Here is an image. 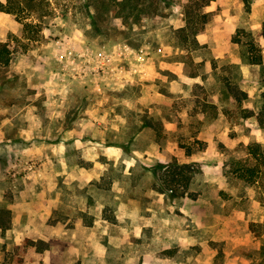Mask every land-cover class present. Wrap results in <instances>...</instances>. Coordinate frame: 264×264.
I'll return each mask as SVG.
<instances>
[{"label":"rangeland","instance_id":"374dc122","mask_svg":"<svg viewBox=\"0 0 264 264\" xmlns=\"http://www.w3.org/2000/svg\"><path fill=\"white\" fill-rule=\"evenodd\" d=\"M14 1L17 15L0 11V41L13 49L0 66V214L9 224L0 227V264H264V187L231 171L249 143L264 144L262 71L228 59L233 46L249 53L252 39L264 62V0L249 12L242 0L203 8L211 18L202 38L219 57L207 47L191 60L170 43L190 0H153L162 12L134 28L112 17L114 3L96 0L102 29L92 36L85 0ZM137 55L156 61L162 78L200 72L203 56V83L156 101L152 83H166L130 73ZM227 82L247 97L237 101ZM192 155L196 198L153 188L152 165Z\"/></svg>","mask_w":264,"mask_h":264},{"label":"trees","instance_id":"16d2710c","mask_svg":"<svg viewBox=\"0 0 264 264\" xmlns=\"http://www.w3.org/2000/svg\"><path fill=\"white\" fill-rule=\"evenodd\" d=\"M102 3L106 5L114 3L116 5V10L112 17L118 16L121 18L124 25L129 26V28H134L135 23L143 16H157L162 12V7L160 4L154 3L153 0H101ZM212 0H190L186 5H184V24L178 27H172L170 31L173 33L174 39L170 41L173 47H178L181 50H186L185 58L190 57L192 59L193 52L196 50H202L206 48L205 44H200L197 39V35L202 32L210 20L209 12L203 10V8L208 5ZM244 3L245 11H250L251 0H242ZM14 0H6V2L0 1V11L7 13H13L17 15V10L14 7ZM96 3V0H85V9L89 14V28L86 30V34L92 36L97 31L100 32L99 19L95 17L93 3ZM32 24L25 22L24 28L30 27ZM113 28L116 27L113 26ZM243 29V28H242ZM244 30V29H243ZM246 31V30H244ZM122 32V30H117V33ZM247 34H250V31H246ZM261 33L264 36V24L261 28ZM234 42L241 43L240 39H233ZM250 49V52H245L241 47L242 59L249 64H258L261 66L262 71V82L264 84V62L262 57L258 52L253 40L250 39L247 45ZM192 54V55H191ZM183 56L180 57V59ZM13 58V49L10 46L9 41H0V66H7L11 59ZM184 58V59H185ZM186 61L188 59H185ZM203 61V60H202ZM199 64L202 62H198ZM227 88L231 92L232 96L235 97L237 101L247 97V92L233 86L227 82ZM243 114L244 117H250L253 115V110H249ZM264 115V107L260 108L258 114ZM260 124L264 126V119L259 118ZM155 123V122H154ZM156 124V131L162 128V123L158 121ZM155 124L150 122L143 123V126ZM160 133V131H157ZM122 148L125 149L124 145ZM248 158L246 159H236L232 163V172L243 180L248 185H255L257 188L264 187V144L259 142H252L248 144ZM189 153V151H188ZM251 160V161H250ZM154 182L153 188L159 192L165 193L171 199L175 198H196L198 192L191 189L193 180L195 176L200 172L199 168L196 167V162H180L176 157H172L169 161L163 162L158 161L151 166ZM258 193L263 194L262 191ZM0 214V227H8V219H4L8 211L1 210ZM105 219L110 222H115L114 215H105ZM88 225L92 224V220L87 222ZM255 225V224H253ZM254 231V230H253ZM261 235V234H258ZM31 244H35V240H29ZM42 246H38L39 249L46 247L44 242ZM260 255H264V240L258 250Z\"/></svg>","mask_w":264,"mask_h":264},{"label":"crops","instance_id":"0c3cea01","mask_svg":"<svg viewBox=\"0 0 264 264\" xmlns=\"http://www.w3.org/2000/svg\"><path fill=\"white\" fill-rule=\"evenodd\" d=\"M212 1H214V0H212ZM208 5H206V6H208ZM203 10L206 11L205 9H203ZM206 12H208V11H206ZM210 18H211V16H210ZM183 21H184V18H183ZM209 22H210V20L207 23L208 25H209ZM204 30H205V28H204ZM204 30L197 35L198 41L200 42V44H205V45L208 44V46L206 45V48H204V50H206L207 47H208V51L210 49V52L212 53V56L211 57H213V56H214V58L215 57L216 58L219 57V54H217L214 51V48L215 47L212 48L211 46H209L210 45L209 44V41L206 40V39L204 40V38H202L203 37L202 35L204 33ZM232 43L234 44L236 42H234L232 40ZM193 53L195 54V51ZM197 54H199V53H197ZM229 55L231 56V58H229L228 56L227 57L230 60V62H229L230 64L232 63L233 65L240 66V68H242V67L247 68V66L249 65V63L245 62L242 59L241 48L239 47V45H238V47L237 46H233V51L231 53H229ZM137 59H138V66L139 67H137L134 70L131 69L130 70V73H133V71H136L135 73H137L139 79H152V78L155 79L156 77L157 78L160 77L162 79V81H165V83H166V85H165L166 90H163V89L161 90L159 88L160 86L157 84V82H153L152 83V88H151V90H152V96L154 97V99L156 101L168 102L169 104L173 101L172 99L175 97L174 94H176V93L177 94L178 93H182L185 88H188V85H190L189 87H191V85L193 83L198 82V81H202V83H203V79H201L200 74H203L204 73V69L203 68L205 67L206 64H208L205 61L206 58H204L202 56V57H200V58L197 59V65L198 66H201V69H202V70H200V72L191 73V74H187V75L182 74V75H180L179 78L176 77V76H171L170 77L169 75H166V76H164L162 78L160 76V73L158 72V63L156 61L152 60V58H150V57H149V59H148V57L145 59V57L142 58V57H139L138 55H137ZM178 60L179 61H175L176 63L179 62V64H180V67L178 68V71L183 72V68L185 67V63L187 61L184 58L183 59H178ZM198 62H202V63L199 64ZM210 68L212 69L211 65H210ZM190 81H192L191 82L192 84H190ZM174 157H176V156H174ZM171 158H172V156L170 157V159ZM190 159H193V155H192V157L188 156V157L184 158L182 161H180L179 159L178 160L180 162H188ZM157 225L160 227V229L162 228L161 233L163 231H165V229L167 228V226L165 224H163V225L162 224H156V225H154V227H157ZM0 230H2V229L0 228ZM32 240H34V239H32ZM42 241L44 242V244H46V242L44 240H42ZM45 246L46 247H44L43 250L46 252L47 251V244ZM40 251H42V249Z\"/></svg>","mask_w":264,"mask_h":264}]
</instances>
